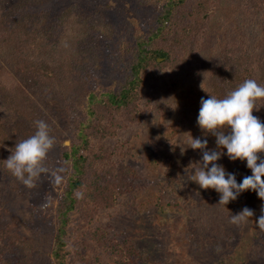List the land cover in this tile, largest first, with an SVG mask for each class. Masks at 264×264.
<instances>
[{
	"label": "rangeland",
	"instance_id": "374dc122",
	"mask_svg": "<svg viewBox=\"0 0 264 264\" xmlns=\"http://www.w3.org/2000/svg\"><path fill=\"white\" fill-rule=\"evenodd\" d=\"M10 1L24 2L19 18L37 23L0 30V120L7 131V140L0 136V264H53L55 211L70 172L62 154L77 142L85 99L117 92L130 78L135 42L156 30L166 0ZM150 46L167 57L142 73L133 103L97 108L86 131L87 166L66 228V262L264 264V231L256 224L264 201L247 190L218 204L219 193L190 180L202 151L188 147V133L207 139L237 183L252 174L246 160L232 161L217 147L197 117L201 98H224L250 78L264 85V0H184ZM257 108L253 115L264 123V100ZM36 120L49 125L56 143L47 171L27 187L5 160L34 134ZM245 207L253 217L231 224Z\"/></svg>",
	"mask_w": 264,
	"mask_h": 264
},
{
	"label": "clouds",
	"instance_id": "9594fccd",
	"mask_svg": "<svg viewBox=\"0 0 264 264\" xmlns=\"http://www.w3.org/2000/svg\"><path fill=\"white\" fill-rule=\"evenodd\" d=\"M201 88L203 89L202 84ZM261 100H264V85L258 84L254 79L244 80L224 98L214 95H210L208 99L201 98L197 117L199 128L206 135L211 134L216 138L217 147L226 149L230 160H246L252 173L245 176L241 183H237L234 174L226 173L225 168L216 163L223 153L208 150L207 139H194L188 133V147L202 151L200 167L190 180L202 189H214L219 193L218 204L226 206L247 190L256 192L264 201V159L259 155L264 153V123L253 115L254 110H259L257 102ZM34 124V134L16 143L10 149L11 155L5 160V167L27 187H33L35 179L47 171L44 162L56 143L44 120H36ZM228 128L230 132L225 134ZM253 215V210L245 207L239 213L232 214L229 222L236 226L246 225ZM256 224L264 231V205Z\"/></svg>",
	"mask_w": 264,
	"mask_h": 264
},
{
	"label": "trees",
	"instance_id": "16d2710c",
	"mask_svg": "<svg viewBox=\"0 0 264 264\" xmlns=\"http://www.w3.org/2000/svg\"><path fill=\"white\" fill-rule=\"evenodd\" d=\"M11 0L10 2H12ZM9 0H0V30L1 31H27L34 26L32 19L19 18L20 9H23L24 2L22 3H10ZM184 0H166L162 5V8L158 15V27L154 32H152L147 39L141 40L138 38L135 42V52L134 59L130 65V78L125 82V84L117 92L107 91L101 93L100 95L89 94L85 99L84 111H85V121L81 122L76 131L77 142L72 144L68 150L64 151L62 154L63 159L70 166V172L66 179L65 188L62 192L59 203L57 204L55 211V219L57 221V228L54 237V243L51 250V259L53 264H68L65 260L66 257V228L69 220V215L73 212L77 204L76 192L83 186V178L85 175V168L87 166V156L83 154L84 150L87 148L88 139L86 131L94 125V119L96 118V109L102 107H110L115 109H121L129 106L133 103L136 97V90L139 88L142 78V73L149 68L153 63L160 59H165L167 54L163 49L151 47V42L157 38L160 31H164L175 11L179 6L183 5ZM21 4V5H18ZM6 5V6H4ZM21 6V7H19ZM69 13L67 11L62 12L59 15V21H63L67 18ZM201 19L208 16L206 11L200 12ZM21 24V26H19ZM58 27L62 26L57 24ZM30 27V28H29ZM31 31V30H29ZM37 70V69H36ZM34 73V68L32 69ZM234 72V71H233ZM251 79V78H250ZM262 83V82H261ZM231 91V90H230ZM3 98L10 104L14 106L13 100L6 98V95H2ZM18 113L17 107H13ZM99 122H97L98 124ZM22 128L25 126L22 125ZM103 133L113 134V132L104 129ZM0 136L3 140H7V131L5 128V123L0 120ZM108 184L105 185V188ZM104 188V189H105ZM113 191V190H112ZM129 262V261H127ZM123 262L122 264H126Z\"/></svg>",
	"mask_w": 264,
	"mask_h": 264
}]
</instances>
